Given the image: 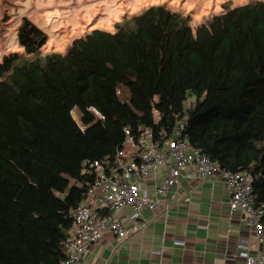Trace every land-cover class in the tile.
Listing matches in <instances>:
<instances>
[{"label":"trees","instance_id":"1","mask_svg":"<svg viewBox=\"0 0 264 264\" xmlns=\"http://www.w3.org/2000/svg\"><path fill=\"white\" fill-rule=\"evenodd\" d=\"M16 37L23 49L0 59V264H63L89 163L111 167L125 128L170 136L183 120L192 147L251 173L264 205V0L195 26L150 5L63 52L43 53L26 15Z\"/></svg>","mask_w":264,"mask_h":264},{"label":"built area","instance_id":"2","mask_svg":"<svg viewBox=\"0 0 264 264\" xmlns=\"http://www.w3.org/2000/svg\"><path fill=\"white\" fill-rule=\"evenodd\" d=\"M184 125L183 120L179 121L170 136L162 132L156 136L150 126H142L137 133L125 128L123 147L116 151L111 167L97 160L89 163L96 176L88 187L87 200L72 209L73 225L64 241L63 264H83L89 245L106 231L119 240L127 239L137 228L128 226L127 221L136 222L144 209H154L159 198L167 196L178 184L180 176L210 179L216 175L230 191L229 209L244 212L245 224L258 244L256 251H252L250 240L239 238L237 254L245 258L246 264H264V205L254 204L251 173L222 168L200 149L192 147L181 132ZM165 166L168 171L150 194L147 180Z\"/></svg>","mask_w":264,"mask_h":264},{"label":"crops","instance_id":"3","mask_svg":"<svg viewBox=\"0 0 264 264\" xmlns=\"http://www.w3.org/2000/svg\"><path fill=\"white\" fill-rule=\"evenodd\" d=\"M161 167L147 180L148 191L166 174ZM230 191L219 175L210 179L180 176L154 209H144L125 240L109 231L89 245L83 264H246L236 242L258 244L241 210L229 209ZM169 203V206L165 204Z\"/></svg>","mask_w":264,"mask_h":264},{"label":"rangeland","instance_id":"4","mask_svg":"<svg viewBox=\"0 0 264 264\" xmlns=\"http://www.w3.org/2000/svg\"><path fill=\"white\" fill-rule=\"evenodd\" d=\"M249 0H0V59L11 51H21L16 27L26 15L47 35L42 52H63L73 38L93 29L115 30L124 17L150 5L162 4L188 18L195 26L225 6ZM192 96H188L191 101ZM75 119L77 114L74 111Z\"/></svg>","mask_w":264,"mask_h":264}]
</instances>
